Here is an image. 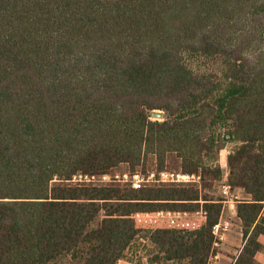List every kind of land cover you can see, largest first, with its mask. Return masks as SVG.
Wrapping results in <instances>:
<instances>
[{
  "label": "trees",
  "instance_id": "1",
  "mask_svg": "<svg viewBox=\"0 0 264 264\" xmlns=\"http://www.w3.org/2000/svg\"><path fill=\"white\" fill-rule=\"evenodd\" d=\"M170 154L200 188L73 180ZM215 182L249 194L232 264H257L264 0H0V264H117L141 240L147 264H207Z\"/></svg>",
  "mask_w": 264,
  "mask_h": 264
},
{
  "label": "crops",
  "instance_id": "2",
  "mask_svg": "<svg viewBox=\"0 0 264 264\" xmlns=\"http://www.w3.org/2000/svg\"><path fill=\"white\" fill-rule=\"evenodd\" d=\"M221 163L220 165L225 167L226 160L224 163ZM224 187L226 188V193L223 196L224 198L221 199L222 209L219 222H227L229 228L223 233V237L217 248L215 264H232L240 252L244 240L242 237L241 220L236 213V204L241 200L250 199L249 194H247L241 187H230L227 183H222V188L224 189ZM262 214L264 215V202ZM259 241L263 248L255 254V260L257 264H264V234L259 236ZM117 264H134V262L126 259H119Z\"/></svg>",
  "mask_w": 264,
  "mask_h": 264
},
{
  "label": "built area",
  "instance_id": "3",
  "mask_svg": "<svg viewBox=\"0 0 264 264\" xmlns=\"http://www.w3.org/2000/svg\"><path fill=\"white\" fill-rule=\"evenodd\" d=\"M73 180L93 182V183L108 182V181H114V182L121 181L122 183L130 184L134 188H140L143 185L141 184L142 179L141 180L139 179L137 172L132 173V174L128 172H124L122 174L116 173L114 175H111L109 173L102 174V175L77 174L73 176ZM147 180H149V178H147ZM153 180H157L162 183H165V182L179 183V182H193V181L196 182L198 180V176L183 174L181 172L176 173V174L162 172L161 177H159L158 179L157 178L153 179ZM223 193L224 194L226 193L225 187L223 189ZM191 214L195 216L197 215L199 217L201 214V211L198 210V211H192V212H187V211H160L158 212L159 217L163 219H167L171 223L178 221V220H184L186 218L190 219L189 217H191ZM198 217H194V218H198ZM228 228H229V224L227 222L221 223L218 221V223H216L213 226V233L216 237L213 246L216 248V252L209 257L207 264H215V260L217 258L218 245L223 237V233L227 231Z\"/></svg>",
  "mask_w": 264,
  "mask_h": 264
},
{
  "label": "rangeland",
  "instance_id": "4",
  "mask_svg": "<svg viewBox=\"0 0 264 264\" xmlns=\"http://www.w3.org/2000/svg\"><path fill=\"white\" fill-rule=\"evenodd\" d=\"M155 111H161V110H155ZM153 118H155V117H153ZM158 119H162V117L158 118ZM229 149H230V145H228L226 148H224L220 151V155H219L220 163L225 162V154L228 152ZM136 169H137V171H134L133 173H135V172L138 173L139 179L140 180L142 179L141 184H143V185L144 184H153V183L159 182V181L153 180V179H156V178L158 179L159 177H161L162 172L174 173V174L180 172L178 159L176 158V156L174 154H170L167 156L166 161H165V167L162 171H156L155 162L153 161V158H151V157L147 161V164H146L147 170L146 171L139 169V166H137ZM124 172L131 173L129 171L128 165L121 164L117 168H115L111 172H109V174H111V175H114L116 173L122 174ZM147 178H149V180H147ZM198 180L196 181V183H197L198 188H200L201 184L199 183ZM193 182H195V181H193ZM97 183H106L107 184V183H122V182L121 181H117V182L108 181V182H97ZM170 183H173V182H170ZM179 183H187V182H179ZM126 184H128V183H126ZM193 184H195V183H193ZM202 193H206L209 196H211L212 198H220V199L224 198L223 197L224 193H223L222 184L219 182L218 183L215 182L213 185L202 189ZM194 217H198V216L191 214V217H189V218H194ZM137 243H139V244H136L134 247H132L131 250L127 253V256L129 258L133 259L134 264H147L146 263V257L149 256L152 251L149 250L150 247L146 246V244H147L146 241L141 240V241H138Z\"/></svg>",
  "mask_w": 264,
  "mask_h": 264
},
{
  "label": "water",
  "instance_id": "5",
  "mask_svg": "<svg viewBox=\"0 0 264 264\" xmlns=\"http://www.w3.org/2000/svg\"><path fill=\"white\" fill-rule=\"evenodd\" d=\"M152 115H153V117L158 119V118L162 117V112L161 111H154Z\"/></svg>",
  "mask_w": 264,
  "mask_h": 264
}]
</instances>
